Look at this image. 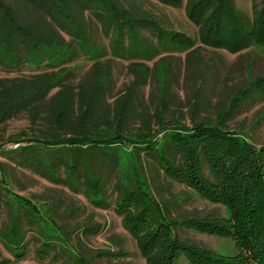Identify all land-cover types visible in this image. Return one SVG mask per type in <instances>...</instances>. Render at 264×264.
Instances as JSON below:
<instances>
[{
  "label": "trees",
  "instance_id": "trees-1",
  "mask_svg": "<svg viewBox=\"0 0 264 264\" xmlns=\"http://www.w3.org/2000/svg\"><path fill=\"white\" fill-rule=\"evenodd\" d=\"M142 1L0 0V72H18L25 66L49 68L0 76V126L20 115L28 122L26 129L0 136V218L6 216L0 242L21 259L27 238L40 240L36 251L42 253L58 240L59 251L67 254L64 264H89L78 250L60 244L62 232L48 213H39L35 204L11 194L3 173L7 163L82 195L94 207L112 205L118 213L124 211L123 225L134 236L148 227L141 245L148 259L150 249L159 244L158 250L168 253L154 258L165 264H172L180 253L193 264H264V151L258 147L253 152L251 144L226 125L242 102L262 96L255 88L256 79L216 113L214 122L191 116L189 125L182 118L166 122L162 106L150 111L141 102L138 74L124 92L107 100L108 73L98 61L104 51L96 42L97 24L109 35L113 57L148 61L159 53L193 51V38L162 26ZM184 12L195 24L204 13L208 24L202 20L197 35L208 46L235 52L249 43H264V0L249 15L237 10L233 0H187ZM79 56L93 61L90 73L70 84L62 79L61 66ZM143 162L222 204L229 212L227 220L217 217L224 226L197 217L167 219L149 192ZM44 216L55 232L43 224ZM179 227L225 231L238 251L217 255L202 249L181 239ZM79 231L84 237L94 236L100 226L84 223Z\"/></svg>",
  "mask_w": 264,
  "mask_h": 264
},
{
  "label": "rangeland",
  "instance_id": "rangeland-1",
  "mask_svg": "<svg viewBox=\"0 0 264 264\" xmlns=\"http://www.w3.org/2000/svg\"><path fill=\"white\" fill-rule=\"evenodd\" d=\"M186 1L179 0V3L175 1L174 5L170 1L166 3L161 0H143L141 5L165 28L193 38V51L190 52L159 53L148 61L113 57L108 49L109 35L106 36L97 24L96 42L104 51L98 61L101 63L100 68L106 69L108 73V102L124 92V87L138 74L140 78L137 82V91L141 102L150 111L155 105L159 108L162 106L166 122L182 118L184 123L189 125V116L193 120L207 119L214 122L216 113L234 101L246 84L256 79L255 88L262 96L242 102L238 106V111L226 121V125L239 136L241 134V137L251 144L253 152L258 147L261 148V152L264 151V43H249L235 52L202 43L197 30L204 13L200 14L199 22L195 24L184 12ZM233 2L237 10L249 15L252 10H257L261 6L262 0H233ZM92 62L89 58L79 56L63 64L60 71V74L64 73L62 79L75 84L88 77ZM48 69L46 65L36 68L25 66L18 72H0V76L27 75ZM27 126L26 117L20 115L0 126V136L5 138L9 134L26 129ZM127 153L128 151L124 149V159H127ZM253 157V153L247 157L246 172L250 171ZM2 160L0 157V161ZM4 164L3 173L8 177L7 186L11 194L35 204L39 213H48L53 219V225L58 226L62 232L59 234L62 238L60 244L78 250L89 264H165L154 256L157 254L166 256L168 250L165 253L158 250V244L156 248L150 249L148 259L141 248L148 227L143 226L136 231V236L132 235L123 225L127 218L124 211L118 213L112 205L108 208L94 207L82 195L49 183L28 170ZM262 164L264 169L263 160ZM141 167L145 180L149 181V192L155 204L164 211L167 219L197 217L202 218L201 220L206 223L224 226L225 221L217 218L222 217L225 220L229 218V212L222 204L201 197L183 182L172 181L157 173L155 166L150 162H143ZM5 219L6 216L3 214L0 225ZM44 221L43 224L54 231V226L52 227L45 216ZM84 223H98L100 231L94 236L84 237L79 231ZM176 231L181 239L202 249L211 250L217 255H235L238 251L233 239L227 236L225 231L218 234L184 227H179ZM26 240V254L21 259L13 257L0 242V260H4L0 264H64L66 262L67 254L59 251L58 240L54 248L48 249L45 253L36 251L40 240L31 237ZM161 248L163 249V246ZM177 256L172 264H193L184 254L180 253Z\"/></svg>",
  "mask_w": 264,
  "mask_h": 264
},
{
  "label": "built area",
  "instance_id": "built-area-1",
  "mask_svg": "<svg viewBox=\"0 0 264 264\" xmlns=\"http://www.w3.org/2000/svg\"><path fill=\"white\" fill-rule=\"evenodd\" d=\"M17 144H13V147H15Z\"/></svg>",
  "mask_w": 264,
  "mask_h": 264
}]
</instances>
